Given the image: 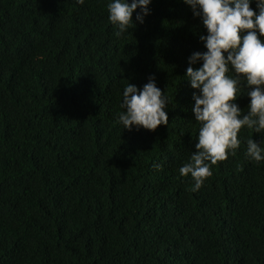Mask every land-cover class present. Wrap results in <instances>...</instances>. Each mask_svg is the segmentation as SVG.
Here are the masks:
<instances>
[{
	"label": "trees",
	"instance_id": "16d2710c",
	"mask_svg": "<svg viewBox=\"0 0 264 264\" xmlns=\"http://www.w3.org/2000/svg\"><path fill=\"white\" fill-rule=\"evenodd\" d=\"M107 2L0 0V264H264L249 130L199 190L178 171L195 142L184 72L202 24L183 0H151L117 36ZM150 74L168 124L124 129L123 87Z\"/></svg>",
	"mask_w": 264,
	"mask_h": 264
},
{
	"label": "clouds",
	"instance_id": "9594fccd",
	"mask_svg": "<svg viewBox=\"0 0 264 264\" xmlns=\"http://www.w3.org/2000/svg\"><path fill=\"white\" fill-rule=\"evenodd\" d=\"M254 2L255 8L250 7L253 0H183L204 28L198 35L203 50L191 52L184 72L194 89L191 111L196 131L193 150L178 171L181 176L190 174L193 192L212 175L211 165L235 154L242 127L250 132L245 139V155L256 162L264 161V0ZM150 3L108 0L107 19L116 27L115 35L142 24L151 12ZM245 94L248 102L241 108L236 100ZM121 95L123 111L117 120L124 129L155 130L168 124L170 97L156 85L153 74L139 87L127 82ZM253 133L260 134L261 139H253ZM153 167L159 169L161 165Z\"/></svg>",
	"mask_w": 264,
	"mask_h": 264
}]
</instances>
